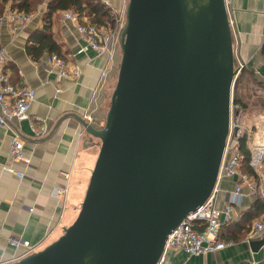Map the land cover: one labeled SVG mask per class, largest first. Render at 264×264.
I'll return each instance as SVG.
<instances>
[{"label":"water","instance_id":"obj_1","mask_svg":"<svg viewBox=\"0 0 264 264\" xmlns=\"http://www.w3.org/2000/svg\"><path fill=\"white\" fill-rule=\"evenodd\" d=\"M120 63L73 221L4 264H157L168 234L212 193L238 64L226 0H128Z\"/></svg>","mask_w":264,"mask_h":264},{"label":"crops","instance_id":"obj_2","mask_svg":"<svg viewBox=\"0 0 264 264\" xmlns=\"http://www.w3.org/2000/svg\"><path fill=\"white\" fill-rule=\"evenodd\" d=\"M102 1L107 3L105 5L121 25L123 17H126L128 0ZM46 2L42 0L37 5L26 24L12 25L4 16L0 27V42L7 55V61L0 64V70L3 67L14 84L29 86L35 92L28 119L0 125V264L26 254L27 248L10 244V237L26 240L37 250L56 239L77 215L97 155L94 153L97 143L88 138L74 115L83 118L86 114L92 115L94 125L99 127L98 123L105 121L117 78L118 43H110L109 51L103 54L84 49L85 41L75 23L65 18L66 10L52 14L53 37L61 46L62 57L79 65L81 73L70 79L57 80L50 70L47 54L38 60L31 58L26 45L30 43L33 30L42 26ZM10 4L6 3L3 14L12 9ZM226 4L235 59L238 64L241 60L257 80L256 92L264 94V0H226ZM260 118L264 120V115ZM29 120L43 130L33 131ZM13 137L21 139L27 162H10L9 147ZM235 184L237 178L234 176L220 179L218 205L228 199ZM54 185L66 186V194L61 198L54 197L51 194ZM246 186L242 187L243 197L235 208L234 219L252 200L250 188ZM247 235L248 231L240 240H227L224 248L213 252L188 255L182 249H167L160 264L259 262L264 259L261 247L264 236L247 238Z\"/></svg>","mask_w":264,"mask_h":264},{"label":"built area","instance_id":"obj_3","mask_svg":"<svg viewBox=\"0 0 264 264\" xmlns=\"http://www.w3.org/2000/svg\"><path fill=\"white\" fill-rule=\"evenodd\" d=\"M103 2V1H102ZM107 5V3H104ZM6 14L0 16V27L3 17L9 20L12 25L26 24L31 20V15L17 9H9ZM65 18L75 23L76 28L85 41L84 49L90 48L99 54L109 51V45L118 42L122 26L116 22V26L112 28L98 27L93 22L83 20L79 22L76 12L72 9L65 11ZM1 33V32H0ZM5 47L0 42V64L4 65L7 61ZM48 63L51 65L50 70L54 73L57 80L70 79L81 73V67L77 64L70 63L62 56L53 53L47 57ZM35 98L34 90L29 86H18L11 80L10 75L3 69L0 70V125L7 124L11 121L21 122L28 119V109ZM239 105L231 102L230 127L226 138L222 162L220 165L217 183L210 196L199 205L194 211L188 213L178 226H176L167 236L164 251L157 264L167 249H182L186 254L207 253L224 248L227 241L218 239L224 223L234 219L235 208L241 204L243 192L242 187L250 185L252 178L243 173L240 165L243 155L238 148V137L240 135V126L234 120V109ZM85 119L94 124L92 115L86 114ZM105 121L98 123L99 127L104 125ZM29 124L33 131L41 132L42 127L37 126L29 120ZM250 166L259 172L264 167V145H251ZM10 162L16 160L28 161L23 153V143L20 138L13 137L9 147ZM12 170V167L6 166ZM19 176L21 172L17 171ZM238 176L239 181L229 192V197L222 205H218V184L222 177ZM67 192L66 186L54 185L51 188V194L56 198L63 197ZM258 235L264 236V218L254 220L248 230V236ZM231 242V241H230ZM9 243L14 246H25L26 253L36 250L28 241L21 240L16 237H10ZM262 252H264V245ZM258 261H252L250 264H257Z\"/></svg>","mask_w":264,"mask_h":264},{"label":"trees","instance_id":"obj_4","mask_svg":"<svg viewBox=\"0 0 264 264\" xmlns=\"http://www.w3.org/2000/svg\"><path fill=\"white\" fill-rule=\"evenodd\" d=\"M7 2H10L12 9H17L25 13L33 12L37 5L42 0H0V16L4 11ZM72 9L76 12L80 23L83 20L93 22L98 27L112 28L115 26L116 18L110 8L106 6L102 0H47L46 9L42 13V26L35 28L30 35V43L26 45L27 53L32 59L38 60L43 54L48 56L55 53L62 56L61 46L53 37L51 28V18L53 12L57 10ZM248 74L253 77V74L244 66L236 78L233 88V103L245 108L244 101H240L237 97V91L242 86V81L245 79L244 75ZM249 78V77H247ZM246 78V79H247ZM264 104V101H261ZM247 130H244L238 137V148L243 155V160L240 169L243 173L248 174L253 180L257 179L259 173L256 172L249 164L251 159V150L248 145ZM237 182L240 180L238 176ZM264 214V196L258 195L253 197L249 206L239 211L238 217L223 224L218 239L227 240H240L244 237L245 233L249 230L251 223L258 217ZM250 264V263H247ZM257 264H264V259Z\"/></svg>","mask_w":264,"mask_h":264},{"label":"rangeland","instance_id":"obj_5","mask_svg":"<svg viewBox=\"0 0 264 264\" xmlns=\"http://www.w3.org/2000/svg\"><path fill=\"white\" fill-rule=\"evenodd\" d=\"M125 22H126V17H123L121 22L122 28ZM117 43L119 45L118 49L121 57L119 39ZM119 63H120V59L118 62V67H119ZM117 72H118V68H117ZM244 77L245 79L242 81V86L238 89L236 93L240 101H244L246 107L243 108L237 106L234 109V120L240 126L239 127L240 134L244 130H247L248 134H250V138H248V141H250L252 146L258 144L264 145V120L260 118L261 115H264V104L261 103V101H264V94H261L260 92H256L258 90L256 88L257 87L256 85H258V83L254 77L248 74H245ZM232 101H233V91H232ZM92 141H94L95 143L99 142V140L97 139H93ZM98 148L99 145L97 144V148L94 149V153L98 152ZM258 173H259L258 178L254 180L252 179L251 184L249 186L248 185L246 186V184L244 185L250 188L249 196H251V198L256 197L258 195L264 196V167H262ZM261 218L264 217H258V219Z\"/></svg>","mask_w":264,"mask_h":264}]
</instances>
